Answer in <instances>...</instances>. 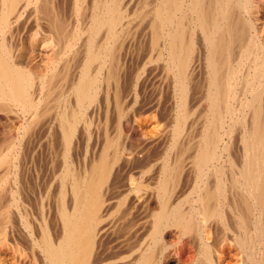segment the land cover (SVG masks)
<instances>
[{
    "label": "bare ground",
    "instance_id": "6f19581e",
    "mask_svg": "<svg viewBox=\"0 0 264 264\" xmlns=\"http://www.w3.org/2000/svg\"><path fill=\"white\" fill-rule=\"evenodd\" d=\"M0 264H264V0H0Z\"/></svg>",
    "mask_w": 264,
    "mask_h": 264
}]
</instances>
